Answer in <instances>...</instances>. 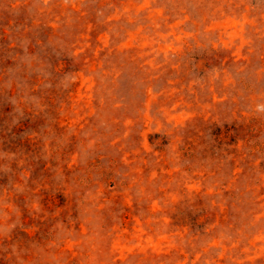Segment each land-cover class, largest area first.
<instances>
[{
	"label": "rangeland",
	"instance_id": "rangeland-1",
	"mask_svg": "<svg viewBox=\"0 0 264 264\" xmlns=\"http://www.w3.org/2000/svg\"><path fill=\"white\" fill-rule=\"evenodd\" d=\"M0 264H264V0H0Z\"/></svg>",
	"mask_w": 264,
	"mask_h": 264
}]
</instances>
